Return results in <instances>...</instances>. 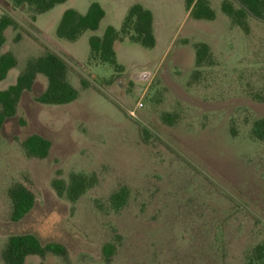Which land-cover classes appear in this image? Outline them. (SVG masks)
Here are the masks:
<instances>
[{
  "label": "rangeland",
  "instance_id": "1",
  "mask_svg": "<svg viewBox=\"0 0 264 264\" xmlns=\"http://www.w3.org/2000/svg\"><path fill=\"white\" fill-rule=\"evenodd\" d=\"M209 1L213 22L192 20L185 9L167 11V0H158V46L122 43L118 58L127 73L117 75L89 63L91 32L76 43L57 38L73 2L42 15L41 31L27 10L0 0V17L17 23L0 56L11 53L18 62L1 89L50 50L66 61L80 94L68 105L40 104L48 84L40 75L0 130V264L9 237L24 234L67 249L64 258L31 256L25 264H249L264 242V142L252 135L254 122L264 119V22L249 17L245 35L222 12L225 0ZM109 15L107 23L117 25ZM197 43L211 47L216 65L190 84ZM166 114L175 117L172 126ZM34 134L51 141L48 159L26 157L22 143ZM72 173L99 181L76 204L52 186ZM18 181L33 190L36 206L14 223L8 190ZM125 187L128 202L116 211L111 197ZM108 244L115 247L109 260Z\"/></svg>",
  "mask_w": 264,
  "mask_h": 264
},
{
  "label": "trees",
  "instance_id": "2",
  "mask_svg": "<svg viewBox=\"0 0 264 264\" xmlns=\"http://www.w3.org/2000/svg\"><path fill=\"white\" fill-rule=\"evenodd\" d=\"M15 8L27 10L32 20L37 16L46 14L55 7L65 4L69 0H12ZM237 3V4H236ZM188 16L196 21L213 22L217 15L209 0H186ZM222 12L230 19L232 25L239 27L245 35H250L251 28L248 18L253 17L264 22V0H225L221 4ZM105 11L98 3H93L86 15H81L74 10L66 11L57 27L56 35L59 39L71 43L78 41L87 32H96ZM154 17L150 10L142 5L132 6L120 30L108 27L103 37L93 36L89 40L90 64L109 65L117 75L125 72V68L118 62L115 45L128 40L140 45L146 50L156 46L154 34ZM17 23L7 14L0 17V50L6 44L5 32L9 28H16ZM196 68L192 74L190 84H194L201 77V69L214 67L216 59L209 45L197 43ZM17 59L11 53L0 56V83L4 82L11 70L17 67ZM69 68L66 61L53 51L47 50L43 55L34 57L27 62L23 72L18 76L16 84L7 90H0V130L4 124L17 116L18 107L23 95L31 92L37 77L47 79V89L37 98V102L48 106H63L78 100L79 91L68 80ZM112 81H109L111 83ZM85 90L89 83L82 81ZM163 121L172 126L175 117L170 114L163 116ZM252 135L255 139L264 142V119L254 122ZM22 148L29 159L46 160L49 158L52 143L41 135L29 136ZM96 174L72 173L69 181L55 179L52 186L60 198H66L70 203L76 204L90 190L98 185ZM130 196L128 188H122L111 197L112 208L116 211L126 206ZM11 202L10 220L14 223L21 222L36 206V195L23 181L14 183L8 190ZM115 254V247L111 244L103 247V255L109 260ZM48 255L66 257L67 249L58 243L43 245L40 239L33 234L10 236L3 251L2 258L5 264H25L31 256L42 259ZM249 264H264V242L257 245L249 259Z\"/></svg>",
  "mask_w": 264,
  "mask_h": 264
},
{
  "label": "crops",
  "instance_id": "3",
  "mask_svg": "<svg viewBox=\"0 0 264 264\" xmlns=\"http://www.w3.org/2000/svg\"><path fill=\"white\" fill-rule=\"evenodd\" d=\"M70 2H73V6H70L69 8H67L61 15V18L63 16V14L68 11V10H74L76 12H78L79 14L81 15H86L90 6L93 4V3H98L101 5V7L103 8V10L105 11V18L102 20L101 24H100V27L99 29L96 31V32H91L92 35L89 37L88 40H90L91 37L93 36H97V37H103L106 29L108 27H114L115 29L117 30H120L122 25H123V22L130 10V8L136 4H139V5H142L144 8H146L147 10H150L152 13H153V17H154V34H155V38H156V46H158L159 44V34L161 33L162 29L164 28V26L162 24H160V22L158 21L157 19V13H159L161 11V9L159 8L160 5H159V2L158 0H69L68 2L66 3H70ZM65 3V4H66ZM64 5V4H62ZM61 6V5H59ZM165 7H163V9L165 10H170L171 8H176L178 9V12H181L183 9L186 10V0H167V2L164 4ZM58 7V6H57ZM55 7V8H57ZM54 8V9H55ZM53 9V10H54ZM51 10V11H53ZM50 11V12H51ZM187 12V10H186ZM49 13V12H48ZM47 14V13H46ZM111 14L115 19H116V24L117 25H112V24H109L107 23L108 22V18L110 17ZM44 15V14H43ZM42 15H39L37 16L36 20H35V26L41 30L42 28L39 27L38 25V21L40 19ZM187 16H188V12H187ZM61 18H60V21H61ZM58 19V18H57ZM217 19V18H216ZM59 21V23H60ZM107 23L104 31L102 32L101 29L103 27V25ZM59 25V24H58ZM58 27V26H57ZM9 30V29H8ZM8 30L5 32V36H7V32ZM88 33V32H87ZM86 34V33H85ZM84 34V35H85ZM83 35V36H84ZM82 36V37H83ZM81 37V38H82ZM58 38V37H57ZM80 38V39H81ZM59 39V38H58ZM79 39V40H80ZM61 40V39H60ZM78 40V41H79ZM76 41V42H78ZM128 40H125L123 42H118L116 43L115 45V50H116V54H117V58H118V51H119V47L121 46L122 43L126 42ZM68 42V41H67ZM74 42V43H76ZM129 42V41H128ZM173 40L168 42L167 44V47L165 49V52L163 54V60L167 57V55L169 54V52L171 51V49L173 48ZM6 43H7V37H6ZM71 43V42H70ZM6 45V44H5ZM5 47V46H4ZM3 47V48H4ZM2 48V49H3ZM1 49V50H2ZM56 54H58L57 52H54ZM6 54V53H4ZM3 55V54H1ZM59 55V54H58ZM60 56V55H59ZM61 57V56H60ZM89 59H90V54H89ZM88 59V61H89ZM118 62H119V58H118ZM124 67V66H123ZM125 68V67H124ZM12 71V70H11ZM10 71V72H11ZM124 73H127L126 71V68H125V72ZM10 74V73H9ZM8 74V76H9ZM40 76V75H39ZM8 78V77H7ZM18 78V77H17ZM38 78V77H37ZM6 81V80H5ZM4 81V82H5ZM17 81V80H16ZM4 82L0 83V90L1 89V84H3Z\"/></svg>",
  "mask_w": 264,
  "mask_h": 264
}]
</instances>
